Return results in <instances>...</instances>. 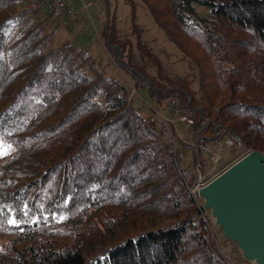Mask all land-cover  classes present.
Returning <instances> with one entry per match:
<instances>
[{"label":"trees","instance_id":"obj_1","mask_svg":"<svg viewBox=\"0 0 264 264\" xmlns=\"http://www.w3.org/2000/svg\"><path fill=\"white\" fill-rule=\"evenodd\" d=\"M18 1L0 0V264H235L191 189L221 140L264 153V0H142L184 74L130 2L131 31H102L116 76Z\"/></svg>","mask_w":264,"mask_h":264},{"label":"rangeland","instance_id":"obj_2","mask_svg":"<svg viewBox=\"0 0 264 264\" xmlns=\"http://www.w3.org/2000/svg\"><path fill=\"white\" fill-rule=\"evenodd\" d=\"M134 4V10L136 15V21L140 25L142 29V37L148 40V43L153 47V49L159 53L161 57L166 61L165 58L168 59L171 67L178 73L184 74L190 71V67L188 65V60L182 57V54L178 51L177 47L168 40L164 32L157 27L156 22L151 17L147 8L143 4L142 0H103L102 3H99L96 6H92L89 8V16H80L76 13V16L79 20L74 25L75 27L68 28L69 25L65 24L60 27L56 23V21L51 17L41 16L39 20L49 19L51 20V29H55L53 47H56L60 44V42L74 41L77 42L78 38L81 39L77 44L84 47L89 51L92 58L100 63L101 66H104L105 72L113 75L119 74L117 69L115 68L116 62L110 57L109 53L106 49V39L102 34L103 29L107 31V22L108 20L114 16L116 25L121 34L127 35L131 31L130 19H131V3ZM73 5L79 3V0H72ZM79 5V4H78ZM17 6L21 8V1L19 0ZM198 11L200 13L203 12L202 8H199ZM81 17V18H80ZM90 17V18H88ZM82 19V21L80 20ZM92 21H91V20ZM30 23L27 22L26 24ZM169 28L172 31L177 30V25L174 23L169 24ZM16 35V31L12 34ZM132 38L133 35L131 34ZM162 51L160 52V50ZM125 51L121 53L124 55ZM115 63V64H114ZM144 102L141 100L136 101L137 105H146L150 104V100L147 97H142ZM165 117H169V110L161 111ZM178 137L183 141L191 143L190 135L186 134L184 131L177 129ZM222 147L221 152V160L216 164V166L212 162L202 163L205 169L202 174H205L206 179H211L215 174H218L220 171L225 169L235 160L240 158L244 153H242V149L239 144H235L233 146H225L224 141L221 140L217 143ZM212 147V146H210ZM209 147V148H210ZM210 150V149H209ZM202 150L200 152V157L205 158L206 160H210V151ZM11 151L10 147L2 144L0 142V157L4 154H7ZM182 155V163L183 165H187L191 160L194 154H192L191 150L181 149ZM197 158V155H195ZM215 168V169H213ZM219 168V171L215 172ZM197 174V171H196ZM197 198V197H196ZM200 202V201H199ZM201 203V202H200ZM201 205V204H200ZM206 216L211 224L214 226V219L211 217L209 211H206ZM230 258L233 260L235 264H251L247 262L243 257L235 252H230V248H223ZM242 259H240V258Z\"/></svg>","mask_w":264,"mask_h":264},{"label":"water","instance_id":"obj_3","mask_svg":"<svg viewBox=\"0 0 264 264\" xmlns=\"http://www.w3.org/2000/svg\"><path fill=\"white\" fill-rule=\"evenodd\" d=\"M218 241L251 264H264V153L248 151L197 187Z\"/></svg>","mask_w":264,"mask_h":264},{"label":"built area","instance_id":"obj_4","mask_svg":"<svg viewBox=\"0 0 264 264\" xmlns=\"http://www.w3.org/2000/svg\"><path fill=\"white\" fill-rule=\"evenodd\" d=\"M22 8L26 12V22H31L35 20H39L41 16L51 17L53 18L60 27H65L63 25H69L68 28L75 27L74 25L79 20L76 16V13L80 16H89V8L92 6H96L99 3H102L103 0H79V5L75 8L72 3V0H21ZM81 18V17H80ZM90 18V17H88ZM91 20V19H90ZM92 21V20H91ZM81 39L78 38L77 42ZM73 43H77L72 41ZM132 94L135 93V90H131ZM174 102L172 101L168 106H172ZM178 111H176V114ZM157 115L161 119H166L163 113L157 112ZM183 121H187L191 123L189 119L185 116L180 118ZM225 146H233V140L226 138L224 140ZM210 149V150H209ZM207 150L210 151V162H212L215 166L221 160V152L222 147L220 145H213L212 147H208ZM215 169V168H213ZM216 175V174H215ZM214 175V176H215ZM213 176V177H214ZM208 180L205 178V174L200 172L199 166L197 168V181L196 185L191 189V193L196 196L197 187L205 184ZM226 254H229L225 251Z\"/></svg>","mask_w":264,"mask_h":264},{"label":"crops","instance_id":"obj_5","mask_svg":"<svg viewBox=\"0 0 264 264\" xmlns=\"http://www.w3.org/2000/svg\"><path fill=\"white\" fill-rule=\"evenodd\" d=\"M79 3L74 4L75 8L78 6ZM82 21V19H80Z\"/></svg>","mask_w":264,"mask_h":264}]
</instances>
